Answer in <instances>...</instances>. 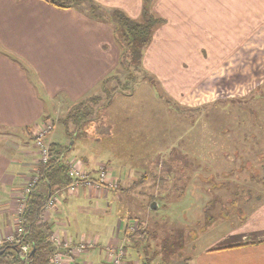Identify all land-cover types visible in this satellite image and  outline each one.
<instances>
[{"label":"crops","instance_id":"crops-1","mask_svg":"<svg viewBox=\"0 0 264 264\" xmlns=\"http://www.w3.org/2000/svg\"><path fill=\"white\" fill-rule=\"evenodd\" d=\"M94 1L108 8L121 9L133 19H138L143 9V0ZM199 2L200 5L195 4ZM203 2L208 6L202 5ZM242 3L250 5L249 9L253 7L249 3H257V16L264 11V0H156L153 3V12L164 19L165 24L154 33L143 66L161 83L169 98L182 100L184 104H187L185 98H194L195 104L198 103L197 91L202 95V86L194 90L197 81L228 82L230 76L234 79L236 75L234 58L237 52L247 50V45L250 49H264L259 44L251 45V38L247 39V5ZM242 31L245 36L237 38L236 34ZM256 39L264 44L260 37ZM169 52L175 66L168 72L163 65ZM120 57L121 49L113 28L91 20L84 12L60 10L41 0H0V129L6 131L7 137L25 132L16 140L9 138L0 144L1 241L16 238L18 201L22 195L27 196L25 191L30 180L39 176L41 163L33 137L35 128L52 119L46 104L65 107L67 114L73 105L96 92L99 84L113 74L119 67ZM243 57L239 66L245 75L247 56ZM187 81L195 84L185 88L183 94L171 91ZM144 86L152 89L151 85ZM119 98H124L118 105L122 114L126 112L127 95ZM166 105L167 109L172 108ZM110 122L121 132L119 135L125 137L126 125L113 119ZM52 143L57 142L50 139L46 145ZM118 146L122 145L118 143ZM103 148L102 143L96 149L84 142L78 153L74 154L71 149L68 161L77 167L82 163L84 172L92 173L94 179H98V167L106 163L112 167L115 177L134 169L111 160ZM90 189H82L80 195H63L60 206L47 213L46 222L53 225V234L63 239H73L77 245H94L75 257L79 264H110L107 248L121 247L122 225L120 220L110 221L102 233L91 228L94 220L104 219L99 217L98 210L87 207L86 201L96 193ZM249 203H241L242 211L235 215L242 216L235 223L222 217L224 215L219 216L223 225H218V233L210 237L212 239L193 264H264V197Z\"/></svg>","mask_w":264,"mask_h":264},{"label":"rangeland","instance_id":"rangeland-1","mask_svg":"<svg viewBox=\"0 0 264 264\" xmlns=\"http://www.w3.org/2000/svg\"><path fill=\"white\" fill-rule=\"evenodd\" d=\"M195 4L200 5V2ZM201 4L208 6L207 2ZM242 4L247 5V3ZM249 4L253 7L249 9L250 5H247L248 17H245L247 39L251 38L249 40L251 45L264 46L256 39L260 37L264 42V11L257 16L255 13L259 10V5ZM259 27H261L260 31ZM241 35L243 31L237 33L236 37ZM249 46L247 45V50L237 52L234 58L236 59L234 79L230 76L228 82L215 79L197 81L198 86H195L194 90H198L201 84L202 95L197 91L200 95L197 105L196 99L185 98L188 105L195 104L191 107L185 106L187 104H184L182 100L169 98L161 83L152 76L154 81L149 82V79H145L137 83L132 98L127 95L125 113H119L118 107L121 105L119 100L124 99L119 98L123 94L115 95L110 104L99 112L93 124L85 123L76 130L75 137H70L59 121L66 115L65 107L54 108L53 105L46 104L52 119L48 122L44 121L39 128L34 129V137H32L36 149L38 146L35 139H38L40 128L46 123L54 122L56 123L54 131L43 138L45 146L50 139L64 145H70L73 141L70 148H73L72 151H75V154L81 150L80 147H83L84 142L96 149H99L102 143L103 151L107 152L111 160L123 162L134 168L132 171L124 172L121 177L117 174L115 177L112 167L106 163L98 167L97 182H82L80 187L78 182L73 185L75 190L71 195H80L82 189L91 190L90 188L96 192L91 191L94 196L86 201L87 207L98 210L99 217L102 216L104 219L94 220L90 224L95 232L102 233L107 223L115 220L118 213L122 214V211L123 214L128 213L136 215L137 218H145L143 219L146 222L145 225L151 231L155 229L157 234V239L152 242L150 256L157 251L161 253L159 260L162 261V257H165V253L161 250L164 246L163 239L165 237L169 239L174 235L170 238L171 242L178 243L180 241H177L178 232L181 236L183 227L189 224L191 226L188 228V235L194 243L186 235L184 240L188 242L187 245L182 240L184 248L182 241L179 247L174 246L172 255H167V257L171 256L167 258V264H186L187 261L188 264H193L202 248L209 243L213 235L218 233V225H223L219 217H214V222L206 229L195 228L194 223L203 222V219L199 217L200 207L204 208L210 197L217 200V202L207 203V206H213V215L222 212L224 215L222 217L226 216L232 223L242 216L235 215L238 212L236 209L241 207V203L246 198L247 204H251L249 201L255 203L264 197V187H262L264 184V49H250ZM243 55L247 56V74L245 75L242 73V67L239 66L243 62ZM164 62L163 67L166 66L168 72L172 71L175 63L170 52ZM230 69H232L231 66ZM31 79H33L32 76ZM145 84L151 85L152 89L144 86ZM193 84H195L194 81L183 82L171 91L179 92L175 94H183L185 88ZM101 97L100 102L104 106L109 97L106 94H102ZM160 97L165 104L159 100ZM166 103L172 108L167 109ZM111 119L126 125L124 126L127 127L124 131L125 137H122V134L119 135L121 132L113 127ZM71 127L75 130L73 126ZM5 133L6 131L0 129V144L5 139L16 140L25 132H15L14 137H7ZM95 140H98L97 144L94 143ZM118 143L122 146H118ZM36 153L39 156L40 151L37 150ZM39 158V162L42 163L41 156ZM67 160H69L68 156ZM77 168L81 173L84 172L82 163H79ZM101 172L104 174L103 183H108L111 187V183L115 185L117 182V187L112 189L104 184L98 185L102 183L99 178ZM35 183L34 176L28 183V188L30 189ZM119 186L122 193L117 194L118 199L112 202L116 197L111 191ZM166 187L168 190L164 193L163 190ZM107 188L109 191L106 190ZM181 193L185 196L181 197ZM222 193L228 194L224 196ZM237 196L242 198L238 202L235 201L239 198ZM120 198L123 199V203H119ZM23 199H25L24 195L18 201L19 208ZM155 201L157 208L152 210L151 206ZM225 202L231 203L226 205ZM167 217L170 221H167ZM166 221L169 227L174 226L179 229L171 232L168 237L162 235L166 234L168 229ZM154 222L157 223L155 227ZM134 225L136 222L132 223V227ZM202 228L203 232H201ZM175 237H177L176 240ZM119 242L125 249L124 254L128 253L129 262L124 259L123 264H141L145 256L140 248L134 249L128 241L119 240ZM126 245L130 248H126ZM139 253L140 256H137Z\"/></svg>","mask_w":264,"mask_h":264},{"label":"trees","instance_id":"trees-1","mask_svg":"<svg viewBox=\"0 0 264 264\" xmlns=\"http://www.w3.org/2000/svg\"><path fill=\"white\" fill-rule=\"evenodd\" d=\"M41 1H44L54 8L60 10L74 9L84 12L91 20L110 25L113 28L115 37L121 49L119 67L113 72V74H111L99 84L96 92L73 105L65 117L59 119L61 125L66 128L68 135L70 137H75L76 130H78L81 126L87 122L89 124H93V122L97 120L99 112L110 104L115 95H133L137 83H140L145 79H149V82L154 81L152 79V75H150L149 72L144 68L143 59L152 42L154 33L165 24V20L159 18L152 10V5L156 0H143L142 13L138 19L129 17L121 9L108 8L96 3L94 0ZM102 94H106L109 97L108 102L105 103L104 106H102L100 102ZM71 126H73V129L75 130H72ZM48 150L49 160L46 164L41 163L38 172L39 176H36V183L29 189L30 191L27 195L24 210L18 217L20 221L19 226H21L23 232L20 236L17 235L13 241L6 242L0 246V252H2L0 254V264H55L54 256L58 250L50 241L54 232L53 225L49 224V222H44L42 219L44 213L47 215V213L54 211L58 206H60L57 205L51 211L46 212L45 210L50 199L54 196H59L62 202L63 195L68 194L66 189L76 182H97V180L94 179V176H92V173H86L87 180L75 179L70 175L69 170L71 161L69 162L67 160L68 153L71 151L70 145L52 143L48 146ZM167 190L168 187H166L163 192L166 193ZM63 191H65L66 194H64ZM120 191H122V189L119 186L116 190H112L111 192H113L116 197L117 194L122 193ZM216 194L219 196L218 192ZM222 194L226 196L228 193ZM184 196L185 195L182 194L181 197ZM237 197H239L235 199L237 202L242 199L241 196ZM210 198L211 199L209 201L217 202V200L214 198ZM117 199L118 198L116 197L112 202H115ZM246 200L247 198L245 201ZM209 201H207V203ZM120 202L123 203L122 198L119 199V203ZM207 203L204 208L203 206L200 207L201 213L199 217L203 219V222L199 223L197 217L198 223H194L196 225L195 228L197 229L200 227L206 229L211 223L214 222V217L223 215L222 212H219L218 215L217 213L213 215L214 208L211 205L207 206ZM225 203L227 205L231 202ZM237 208L239 212L242 211L241 207ZM167 218V221H170V218ZM143 219L145 218H137L136 215H131L128 213L123 214V211L122 214L118 213L117 218L115 217V220H120L122 225V227H120V240L123 242H130L134 249L140 248V251L145 256V258L142 259L141 264H155L157 257V264L158 262L159 264H167V258L171 257H167V255H172V249L174 246L177 245L179 247V245H181V241L184 240L186 235L188 238H190L188 235V228L191 225L185 224L183 231H181V236L180 232H178L179 238L177 241L180 240L178 243L171 242L170 238H172L174 235H172L169 239L166 237L163 239L164 246H162L163 248H161V250L163 253H165V257H162L163 259L160 261L159 257L161 253L159 254L157 251H154L150 256L152 242L154 239H157V234L155 233L156 230L152 229V227L151 229L153 231L148 229V227L145 225L146 222H144ZM167 221V232L166 234L162 235H166L168 237L171 235V232H174L176 229H178V227H169V223ZM135 222L136 225L132 227V223ZM155 224L157 223H153L154 227ZM203 228L201 229V232L204 231ZM184 233L185 235L183 236ZM176 238L177 237H175V240ZM189 240H191V238ZM72 241L75 243L73 239ZM191 241L193 242V240ZM187 243L188 242L184 240V244L187 245ZM184 244L182 241L183 248ZM23 247L28 248L27 253L23 251ZM125 247L128 249L130 248L128 245ZM120 248L125 251L122 246ZM125 253V260L129 262L128 253ZM137 256H140V253L137 254ZM187 262L186 264H188Z\"/></svg>","mask_w":264,"mask_h":264},{"label":"built area","instance_id":"built-area-1","mask_svg":"<svg viewBox=\"0 0 264 264\" xmlns=\"http://www.w3.org/2000/svg\"><path fill=\"white\" fill-rule=\"evenodd\" d=\"M46 124H48V125H46ZM46 124L44 127L40 128L38 139H36L37 146H38L37 149L40 151L39 156H41V162L44 164H46L49 160V150H48V146L44 145L43 138H45L46 135L49 134L53 130V128L55 127V124H53L52 122L46 123ZM69 173L72 177H74L76 179H81V180L86 179V176H87L85 172L81 173V171L78 170L77 164H75V163L70 164ZM99 178H101L102 183H100L98 185L104 184V185H107L109 187L108 183H103L104 182L103 172L100 173ZM73 185H75V183L66 189V192L68 194H71L75 190V186H73ZM78 187H80V183H78ZM116 187H117V182H115V185H113V183H111V187H109V188L113 189ZM63 192H64V194H66L65 191H63ZM28 193H29V188L26 189L25 195H28ZM26 200H27V196L25 197V199L22 200V202L20 204L19 215H21L23 210H24ZM60 204H61V198L59 196H54L50 199L45 211L49 212L52 209H54L57 205H60ZM42 219L44 222H46V213L43 214ZM19 225H20V221L18 222V226H17V235L18 236H20L23 232L21 226H19ZM14 239L15 238L11 239L10 241H13ZM50 241L53 243L55 248L58 250V252L55 253V256H54V263L55 264H79L78 262H76L75 257L81 256L86 251H88L89 248L91 249L94 246L91 243H81V244L77 245V243H74L69 238L63 239L62 237H59L56 234H54L51 237ZM5 243H6L5 241L0 240V246H2ZM23 251L27 253L28 248L23 247ZM107 257H108L107 261L110 264H123L124 259H125V254H124V251L122 248L117 249V248H113V247H108L107 248Z\"/></svg>","mask_w":264,"mask_h":264},{"label":"water","instance_id":"water-1","mask_svg":"<svg viewBox=\"0 0 264 264\" xmlns=\"http://www.w3.org/2000/svg\"><path fill=\"white\" fill-rule=\"evenodd\" d=\"M72 144H73V141L71 142L70 147L72 146ZM156 208H157V202L155 201V202L152 203L151 209H152V210H156ZM1 253H2V252H0V254H1Z\"/></svg>","mask_w":264,"mask_h":264}]
</instances>
